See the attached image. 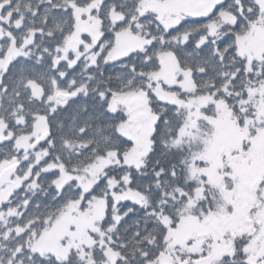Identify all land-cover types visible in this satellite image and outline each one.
I'll return each mask as SVG.
<instances>
[{"label":"snow or ice","instance_id":"1","mask_svg":"<svg viewBox=\"0 0 264 264\" xmlns=\"http://www.w3.org/2000/svg\"><path fill=\"white\" fill-rule=\"evenodd\" d=\"M0 264H264V0H0Z\"/></svg>","mask_w":264,"mask_h":264}]
</instances>
